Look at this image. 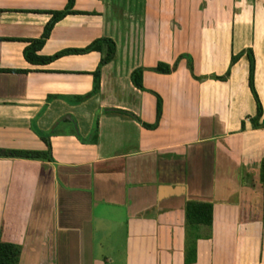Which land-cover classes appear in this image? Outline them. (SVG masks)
Wrapping results in <instances>:
<instances>
[{
    "label": "crops",
    "instance_id": "obj_1",
    "mask_svg": "<svg viewBox=\"0 0 264 264\" xmlns=\"http://www.w3.org/2000/svg\"><path fill=\"white\" fill-rule=\"evenodd\" d=\"M66 3L0 0V146L47 149L0 156V238L21 245L19 264H209L231 239L264 253L247 52L214 77L250 48L264 120V0H74L39 52L111 37L91 94L100 51L23 55ZM186 200L211 202L210 217L188 215Z\"/></svg>",
    "mask_w": 264,
    "mask_h": 264
},
{
    "label": "trees",
    "instance_id": "obj_2",
    "mask_svg": "<svg viewBox=\"0 0 264 264\" xmlns=\"http://www.w3.org/2000/svg\"><path fill=\"white\" fill-rule=\"evenodd\" d=\"M73 3L74 0H67L66 6L63 9L59 10H53L52 15L49 18V20L45 23L43 32L39 37L36 38H30L28 40V43L23 48V55L24 57L33 63H44L48 62L55 57H58L61 54L64 53H71V52H87L90 50H98L101 53L99 62L95 68L93 73V88L89 92V94L94 93L98 91L99 84H100V70L104 63L110 61L113 59L116 51V45L114 40L111 37L108 36H101L94 38L92 41H90L88 44H86L83 47L78 48H65L61 49L53 54L50 55H44L39 52V49L44 44L46 38L48 37L50 30L54 23L63 17L65 14L74 12L73 9ZM247 52L248 56V84L249 87L254 95V98L256 100V106H257V112L256 115L251 118L252 125L254 127L264 125V120L259 121V118L262 113V105L260 102V99L258 97V94L254 87V55L250 48L240 50L239 52L232 54L229 67L226 70V72L222 75H214L215 78L219 79H225L230 71L231 65L238 59V57L244 52ZM177 61L170 65L167 62L159 61L156 66L152 67L154 70L158 72H171L176 67ZM189 68L192 69V63L191 60L189 61ZM144 67L139 66L134 68L131 71V80L132 82L140 87L143 88L142 84V72ZM5 70V69H3ZM18 70V69H17ZM20 70V69H19ZM161 113V99L160 97L157 98V104H156V121L159 118ZM147 126L153 127L156 125V122L154 123H146ZM47 145L49 147V142L47 141ZM47 149L44 151H38V150H22V149H12V148H3L0 146V156H24V157H46L47 155ZM259 179L262 186V223L264 225V157L261 159L260 162V169H259ZM185 211L189 214H195L202 217H210V216H204V215H210L212 213V203L207 201H200V200H186L185 202ZM210 221H205L204 223L209 224ZM195 224L193 221H187L186 223V232L189 236L191 233V225L193 226ZM195 237H199L197 234ZM21 251V245L14 241L4 240L0 238V264H19V255Z\"/></svg>",
    "mask_w": 264,
    "mask_h": 264
},
{
    "label": "rangeland",
    "instance_id": "obj_3",
    "mask_svg": "<svg viewBox=\"0 0 264 264\" xmlns=\"http://www.w3.org/2000/svg\"><path fill=\"white\" fill-rule=\"evenodd\" d=\"M5 217L7 216H0V219H4ZM1 238L5 239V236L1 235ZM227 242L226 245L220 243L215 246L213 261L211 260L212 262L209 264H264V253L260 252V246L259 248L255 245L250 247H241L239 244L236 245V241L234 239H231L228 243ZM116 255L119 256L120 252L118 251ZM113 264L122 263L117 259ZM200 264H202V262Z\"/></svg>",
    "mask_w": 264,
    "mask_h": 264
}]
</instances>
